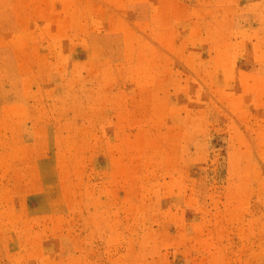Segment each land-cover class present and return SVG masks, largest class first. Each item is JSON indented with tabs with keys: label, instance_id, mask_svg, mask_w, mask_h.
I'll return each instance as SVG.
<instances>
[{
	"label": "rangeland",
	"instance_id": "rangeland-1",
	"mask_svg": "<svg viewBox=\"0 0 264 264\" xmlns=\"http://www.w3.org/2000/svg\"><path fill=\"white\" fill-rule=\"evenodd\" d=\"M0 264H264V0H0Z\"/></svg>",
	"mask_w": 264,
	"mask_h": 264
}]
</instances>
